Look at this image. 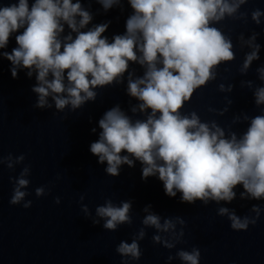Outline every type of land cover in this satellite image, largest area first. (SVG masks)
Returning a JSON list of instances; mask_svg holds the SVG:
<instances>
[{
	"label": "clouds",
	"instance_id": "clouds-1",
	"mask_svg": "<svg viewBox=\"0 0 264 264\" xmlns=\"http://www.w3.org/2000/svg\"><path fill=\"white\" fill-rule=\"evenodd\" d=\"M98 2L107 10L119 0ZM128 3L133 14L126 21V32L114 36L112 42L102 35L107 24L80 31L92 16L79 0L76 3L34 0L31 6L29 0L0 4V49L7 46L13 33L23 29L15 37L18 47L0 55L13 65L10 69L13 78L17 77L20 67L28 69L29 76L35 70L38 83L32 90L38 94L36 106L50 107L47 98L51 95L59 110L69 104L76 109L85 101L95 99L93 89L122 76L129 61L146 64L143 77L129 80L128 92L142 102L141 111L151 109L147 120L133 122L118 106L105 112L99 120L102 131L99 139L90 145V151L99 163L107 162L106 172L119 175L122 164L133 166L131 156L144 165L142 178L158 174L165 194L175 197L179 192L183 202L207 203L209 199L230 202L237 185L243 186L242 197L247 193L253 199L264 198V116L254 117L238 139L234 133L225 138L223 130L215 124L212 126L215 131L211 130L195 113L188 118L178 111L196 88L213 78L214 66L233 59L231 42L210 27L209 22L221 19L225 12L232 14L238 5H229L225 0H128ZM259 15V11L254 12L253 19L258 21ZM61 21L77 33L74 39L71 35L64 38L66 42L59 39L64 31ZM137 49L142 58L137 57ZM255 58L253 52L244 68ZM158 61L162 67H157ZM255 95L256 103L264 104V87L257 89ZM156 113L160 114L158 118ZM122 152L128 155H121ZM27 172L25 168L17 181L10 200L13 205L26 195L20 189L29 183L23 178ZM43 193V187L36 189L37 196ZM30 206L31 201L24 204V208ZM130 207L129 202L117 207L109 200L97 207L96 214L106 218L105 229L115 230L119 224L131 223ZM253 211L258 213V206ZM228 212L227 208L219 209L221 215ZM229 219L235 230H246L249 223H256L255 219H241L235 213ZM143 223L161 228L157 215H147ZM169 226L171 221H165L164 227ZM143 235L141 231V238ZM154 240L158 241L159 237ZM117 252L136 259L141 255L135 240L130 244L122 241ZM178 256L186 264H199L200 251L181 250Z\"/></svg>",
	"mask_w": 264,
	"mask_h": 264
}]
</instances>
